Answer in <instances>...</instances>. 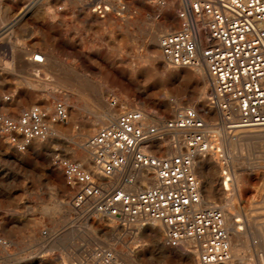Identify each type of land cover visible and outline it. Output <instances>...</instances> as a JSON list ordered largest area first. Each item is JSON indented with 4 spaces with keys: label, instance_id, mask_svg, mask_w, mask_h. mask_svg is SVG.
<instances>
[{
    "label": "rangeland",
    "instance_id": "374dc122",
    "mask_svg": "<svg viewBox=\"0 0 264 264\" xmlns=\"http://www.w3.org/2000/svg\"><path fill=\"white\" fill-rule=\"evenodd\" d=\"M39 1L0 0V111L18 115L34 104L52 111L55 102L64 99L70 120L52 124L55 134L46 140H35L25 153L0 136V239L3 240L0 264H76L77 260L85 264L84 250L95 242L112 244L125 264H199L197 256L191 260L178 252V248L166 254L170 247L163 243L164 234L158 237L149 227L139 234L124 230L116 233L109 227L110 221H87L77 215L71 206L64 173L51 161L56 149L72 159L87 157V138L126 108H142L169 117L178 99L179 103L193 106L198 103L196 107L210 112L213 120L220 118L215 110L209 109V83L206 87L210 95L205 103L208 107L201 105L199 97L205 87L200 82L201 71L181 68L176 77L166 74L159 37L178 28L179 0H73L66 5L65 0H59L52 14L57 20L53 22H60L63 27L73 26L74 39H78L81 47L79 52H84L82 60H74L71 77L55 76L50 70L47 74L43 65H29L16 56L11 58L10 52L14 55L26 52L29 57L37 50L48 56L47 49L53 47L40 42L27 44L23 40V33L29 31L27 25L23 29V22L33 19L31 10L37 9ZM45 2L50 4L51 0ZM123 3L127 5V13L122 10ZM91 15L95 31L110 32L118 23L120 36L113 42L99 40L88 49L86 38L81 36V26ZM52 58L49 65H56ZM183 71L192 75L187 76ZM244 132L227 136L220 127L213 134L220 141L223 138L221 145L226 154L231 136L240 135L244 139L238 140L236 151L240 157L226 163L227 170L240 171L246 180L242 198L233 209V221L243 237L244 248L237 241V234L231 231L234 251L230 263L264 264V249L258 246L264 239V137L256 140L246 137ZM202 172L198 174L204 183L205 200L223 206L222 183L226 179H221L222 170L207 164ZM233 179L235 187L241 185L240 178ZM240 247L241 261L234 257Z\"/></svg>",
    "mask_w": 264,
    "mask_h": 264
},
{
    "label": "built area",
    "instance_id": "2783aa9c",
    "mask_svg": "<svg viewBox=\"0 0 264 264\" xmlns=\"http://www.w3.org/2000/svg\"><path fill=\"white\" fill-rule=\"evenodd\" d=\"M179 2L178 28L160 38L163 61L172 68L205 65L212 84L209 107L220 118L186 103L169 117L126 108L87 138V157L72 159L56 149L51 161L64 173L77 215L131 233L161 223L166 246L190 244L199 264H225L233 258L232 232L221 206L204 200L197 158L213 149L214 125L228 131L264 126V0ZM122 10L127 13L125 3ZM30 56L45 61L39 50ZM69 120L64 99L52 111L41 104L18 115L0 111V136L26 152L35 139L52 136V124ZM84 251L86 264H125L104 242Z\"/></svg>",
    "mask_w": 264,
    "mask_h": 264
},
{
    "label": "bare ground",
    "instance_id": "6f19581e",
    "mask_svg": "<svg viewBox=\"0 0 264 264\" xmlns=\"http://www.w3.org/2000/svg\"><path fill=\"white\" fill-rule=\"evenodd\" d=\"M52 1V0H51ZM76 1V0H75ZM57 2V1H56ZM40 4V3H39ZM179 4V3H178ZM35 5V3H34ZM42 6V5H41ZM52 9V8H51ZM1 21V20H0ZM166 33V32H165ZM162 36V35H161ZM161 36L159 37V44H160V38ZM161 46V45H160ZM162 51V50H161ZM15 53V52H14ZM31 53V52H30ZM158 53V52H157ZM20 54V53H18ZM35 54V53H34ZM160 55V54H159ZM16 56V55H15ZM14 57V56H13ZM45 57V56H44ZM28 58V57H27ZM30 59V58H29ZM47 59V58H46ZM27 60V59H26ZM21 61V60H20ZM163 63V62H162ZM43 64V63H42ZM164 64V63H163ZM15 65V64H14ZM29 65H33L32 62H29ZM35 65V64H34ZM45 65V64H44ZM165 68H166V74L170 77H176L178 76V74L181 72V68H172L166 64H164ZM13 67V66H12ZM25 68V67H24ZM196 69H198L199 71H201V83L204 84V88L201 92V95H200V102L203 103L201 104L203 107H208L207 105H205V103L208 101V90H207V85L208 83L212 86L211 84V78H210V75L208 73V70H207V67L205 65H199L196 67ZM11 70H13L11 68ZM22 70V69H21ZM37 70V69H36ZM48 71V70H47ZM185 72V75L187 76H190L192 75L191 72H188V71H183ZM198 73V72H197ZM200 75V74H199ZM14 76V75H13ZM9 77V76H8ZM15 77V76H14ZM5 79V78H4ZM33 85L36 84V83H32ZM38 85V84H36ZM40 85V84H39ZM41 87V86H40ZM3 88V87H2ZM43 88V87H42ZM202 89V88H201ZM211 94H212V87H211ZM210 95V94H209ZM211 96V95H210ZM196 97V96H195ZM198 100V99H197ZM3 101V100H2ZM197 102V101H196ZM175 105V108L176 106L179 104V100L176 99V101H174L173 103ZM198 104V103H197ZM196 104V105H197ZM6 105V104H5ZM169 105V104H167ZM166 105V106H167ZM195 105V106H196ZM170 106V105H169ZM168 106V108H169ZM69 109V108H68ZM209 109L211 111H214L212 110L210 107ZM70 111V110H69ZM216 111V110H215ZM217 115H220V113L218 111H216ZM216 115V114H215ZM212 116V115H211ZM115 118L111 119L110 121H113ZM59 124V123H57ZM56 126V125H55ZM53 128V127H52ZM216 128H220L219 126H212L210 131H211V134L213 136L214 132H215V129ZM223 128V127H221ZM224 129V128H223ZM245 131L244 133L247 135L246 137H249V138H252V139H258L261 138V137H264V126H254V127H247V128H244V127H238L236 129H233L232 131H228L226 129H224V132H226V135L229 136L231 133H235V132H238V131ZM55 133L53 132V129H52V136L54 135ZM233 135V134H232ZM226 137V136H225ZM213 139V149L209 152H207L206 154H202L199 156V160L197 161V165H198V173H203V169L204 167L207 165V164H210V165H214L216 168H218L219 170H222L223 172V175L224 177L221 178L222 181L224 179H226L225 181H223L222 185H223V194L225 195V198L223 200V206L221 205V208L223 209L224 213H225V218H226V221H227V224H228V228L232 231V232H235L238 236L237 238V241L240 242V244H242V248L243 247V237L241 235H239V230H238V226L236 224V222H234V213H233V209L235 207V203L240 201V199L242 198V194L244 192V186H245V183H246V180L244 178V175H241L240 171H236L235 169V172L234 171H230V170H227L226 169V163L228 162H232L233 160H235L236 158L240 157V154L238 151H236L238 148H239V145H240V142L238 140H244L242 138V136H237L236 138H232L231 136V139H230V149L229 147H227L229 150H228V153L226 154V151H225V147L223 148L222 145H221V141L223 143V138L222 140L220 141V138L218 135H214L212 137ZM229 138V137H228ZM52 139V138H51ZM263 139V138H262ZM37 140V139H35ZM34 140V141H35ZM264 140V139H263ZM34 141L32 143H34ZM31 143V144H32ZM36 143V142H35ZM43 143V142H42ZM48 143V142H46ZM225 143V142H224ZM30 144V145H31ZM49 144V143H48ZM229 144V143H228ZM38 150V149H37ZM85 150L87 152V156L89 155V150L87 148V146H85ZM41 151V149H40ZM168 151H171V149H169ZM20 152V151H19ZM21 153H25V152H21ZM38 153V152H37ZM222 156V157H221ZM209 166V165H208ZM227 171V172H226ZM234 173H235V176H234ZM231 174H233V176H231ZM240 178V181H241V185H239L238 187H235L234 184H235V181L233 178ZM214 178V177H213ZM212 180V179H211ZM153 183V182H152ZM147 185H149V183H147ZM224 185L226 186L224 188ZM238 185V184H237ZM209 185H207L208 187ZM209 190V189H208ZM215 190V189H214ZM207 191V190H205ZM212 191V190H211ZM210 191V193H211ZM246 191V190H245ZM209 193V194H210ZM204 196V195H203ZM208 198V196H207ZM204 200H205V197H204ZM71 202V200H70ZM206 204H211L213 202H208L206 201ZM260 202V201H259ZM72 206V205H71ZM261 207V206H260ZM259 207V208H260ZM73 208V207H72ZM254 208H257L254 207ZM264 209V208H263ZM262 210V209H261ZM264 211V210H263ZM236 212V211H234ZM238 217H239V214H238ZM84 219H86L87 221H89V218L88 217H82ZM241 218V217H240ZM239 220V219H238ZM264 224V222H263ZM109 227H113L112 224H110ZM147 227L151 228L150 230H152L158 237H161L163 234H164V226L163 224L161 223H152V224H148V225H145L144 227H138V233H141L145 228L148 229ZM115 228V232L118 230L116 229V227L114 226ZM240 229V228H239ZM147 231V230H146ZM117 233V232H116ZM245 233V232H244ZM241 234V233H240ZM243 235V234H242ZM247 237V236H246ZM258 237V236H257ZM64 239V238H62ZM250 241V240H249ZM0 242L2 243L3 240L0 239ZM231 242H232V237H231ZM237 242V243H238ZM260 245L259 248H263L264 249V239L262 240V242L260 241L259 242ZM110 245V244H109ZM253 245V244H252ZM112 246V244H111ZM240 246V245H239ZM255 246V245H254ZM138 247V246H137ZM178 252H180L181 254L185 255V257H189L191 258V260H194L196 259V256L198 258V254L197 252L191 248V245H185V246H181V247H178ZM232 250H233V246H232ZM173 249L172 248H168L166 250V254L170 255L171 253H173ZM234 251V250H233ZM251 251V250H250ZM234 257L238 260H243V254L241 252V247L240 249H237L236 251V254H234ZM233 259V258H232ZM74 263V262H72ZM76 264H84V262H82V260H77ZM86 264V263H85ZM225 264H231L230 262H227Z\"/></svg>",
    "mask_w": 264,
    "mask_h": 264
},
{
    "label": "crops",
    "instance_id": "0c3cea01",
    "mask_svg": "<svg viewBox=\"0 0 264 264\" xmlns=\"http://www.w3.org/2000/svg\"><path fill=\"white\" fill-rule=\"evenodd\" d=\"M70 1L73 0H65L64 4L66 5L67 2ZM39 3L37 9L33 7V10H31L33 11V19L31 21L23 22V29H25V26L27 25L26 27L29 30L28 32L23 33V40L27 41V44L40 42L52 45L53 47L47 49L49 57L44 53L45 61L43 64H39L31 59V56L27 58L26 52L21 53L20 51V54L17 53L16 58L32 62L35 66L37 64L45 66L44 70H48L47 74H49L50 70L55 76L71 77L73 75L74 60H82L84 55V52H82L83 54L79 52L81 47L79 48L78 39H74L73 26L63 27L60 26V22H53V20H57L52 14L54 8L59 4V0H52L50 4L45 2V0H40ZM93 20L94 16L91 15L90 19L84 22V26H81V36L82 39L86 38V47L88 49L90 45H97L98 43L95 42H98L99 40L113 42L115 38L120 36L118 23L115 24L116 26H114L110 32L98 33V31H95L97 28L93 24ZM10 53L11 58L14 59L13 56L15 55L12 54V52ZM51 57H53L52 59L57 62L58 65H49V62L51 63ZM7 100H9V98H7Z\"/></svg>",
    "mask_w": 264,
    "mask_h": 264
}]
</instances>
